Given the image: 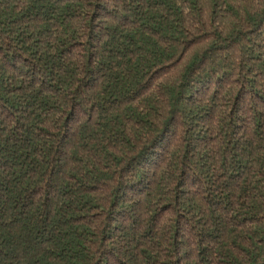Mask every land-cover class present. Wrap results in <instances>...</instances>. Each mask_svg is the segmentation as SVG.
<instances>
[{"label": "trees", "instance_id": "16d2710c", "mask_svg": "<svg viewBox=\"0 0 264 264\" xmlns=\"http://www.w3.org/2000/svg\"><path fill=\"white\" fill-rule=\"evenodd\" d=\"M0 264H264V0H0Z\"/></svg>", "mask_w": 264, "mask_h": 264}]
</instances>
